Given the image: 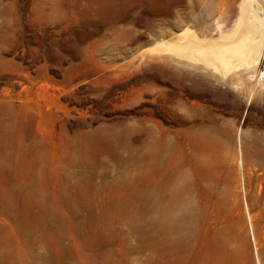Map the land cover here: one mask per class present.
I'll return each instance as SVG.
<instances>
[{"label": "rangeland", "instance_id": "rangeland-1", "mask_svg": "<svg viewBox=\"0 0 264 264\" xmlns=\"http://www.w3.org/2000/svg\"><path fill=\"white\" fill-rule=\"evenodd\" d=\"M194 1L0 0V264H264V56L171 62Z\"/></svg>", "mask_w": 264, "mask_h": 264}, {"label": "bare ground", "instance_id": "bare-ground-1", "mask_svg": "<svg viewBox=\"0 0 264 264\" xmlns=\"http://www.w3.org/2000/svg\"><path fill=\"white\" fill-rule=\"evenodd\" d=\"M177 1L180 0L168 2L171 15ZM208 1H194L188 6L191 9L202 6V10L209 7V11H214L217 17L211 27L206 28L205 25L195 30L192 25H186L189 14L185 13L181 22L170 23L173 29L178 28L180 32L169 31L161 50L167 53L171 62L190 66L193 65L192 61H199L220 74L211 73L216 80L226 78L231 83H238L240 73L255 70L264 56V19L254 11L252 0H244L239 7L240 16L232 26L231 18L236 12L234 5L214 3L217 6L213 7V0ZM205 19L204 17V21ZM213 31L217 32L215 36Z\"/></svg>", "mask_w": 264, "mask_h": 264}]
</instances>
